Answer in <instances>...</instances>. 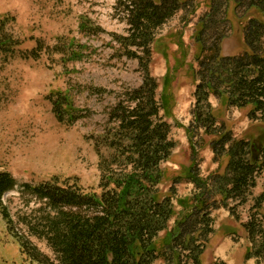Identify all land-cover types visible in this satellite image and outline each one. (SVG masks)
<instances>
[{
    "label": "trees",
    "instance_id": "trees-1",
    "mask_svg": "<svg viewBox=\"0 0 264 264\" xmlns=\"http://www.w3.org/2000/svg\"><path fill=\"white\" fill-rule=\"evenodd\" d=\"M230 2L237 18L252 10L262 21L248 18L242 29L245 50L223 56L221 42L231 28L227 18ZM187 3L119 1L127 30L125 36L113 38L124 56L138 62L142 81L137 88H125L118 95L107 111L103 133L95 140L98 193L57 179L34 185L22 183L18 192L41 203L35 214L18 219L26 228L27 234H23L14 230V221L2 201L4 194L18 187L17 182L10 172L0 171V214L31 262L201 264L200 257L213 233L211 211L222 208L239 221L238 209L251 199L248 219L241 223L249 243L245 258L264 264V189L252 195L257 179L264 173V146L259 148L249 140L235 138L217 120L209 101L213 96L228 107L249 108L248 119L264 123V0H209L208 13L198 20L194 37L198 69L194 72L192 120L186 128L191 165L182 177L172 180L176 184L184 179L194 191L178 199L180 210L176 212L174 187L170 186L168 195L160 190L164 181L161 165L170 158L175 143L165 121L171 115L172 101L166 89L170 79H164L158 96L157 80L149 72L151 45L156 31ZM14 22L9 14L0 17V55L6 58L21 52V42L7 29ZM82 28L90 32L85 25ZM41 45L36 42L29 53L31 58L38 57ZM45 98L59 124L73 126L89 114L75 108L66 93L50 92ZM199 133L213 137L209 148L214 162L226 158L222 173L200 175L194 155L202 146L194 142ZM172 219L174 226L168 230ZM161 233L164 235L158 239ZM31 237L44 242L52 257L41 251ZM212 264L226 263L220 260Z\"/></svg>",
    "mask_w": 264,
    "mask_h": 264
},
{
    "label": "rangeland",
    "instance_id": "rangeland-1",
    "mask_svg": "<svg viewBox=\"0 0 264 264\" xmlns=\"http://www.w3.org/2000/svg\"><path fill=\"white\" fill-rule=\"evenodd\" d=\"M119 1L122 0H0V17H14L15 22L8 24L7 29L21 42L20 53L7 58L0 55V171L10 172L18 185L4 194L2 201L14 221L15 231L27 234L18 219L32 216L41 206L18 192L22 183L34 185L57 179L59 183H77L84 190L99 192L95 140L103 133L107 111L118 95L125 88H137L142 81L138 62L124 56L113 38L125 36L127 30ZM208 7L209 0H188L156 31L151 45L149 72L157 80L158 96L164 79H170L166 89L172 101L171 115L165 121L170 125L169 136L175 148L161 165L164 181L160 190L168 195L170 186L174 187L176 212L180 210L178 199L187 198L194 191L193 185L184 179L176 184L172 180L182 177L191 165L186 128L192 120L194 72L198 69L194 37L197 22L208 13ZM250 17L262 21L252 10L237 18L230 2L227 18L231 28L221 42V55L232 56L245 50L242 29ZM37 41L42 43L41 50L37 58H31L29 53L36 48ZM50 92L68 94L75 108L89 114L73 126L59 124L45 98ZM209 101L217 120L235 138L249 140L259 148L264 146V123L250 121L249 108L228 107L213 96ZM212 139L200 133L194 138L202 145L194 154L202 177L222 173L226 164L225 157L220 162L213 161L209 148ZM263 189L264 173L257 179L252 195ZM251 204L250 199L238 209L239 221L222 208L211 211L213 233L200 257L201 264L220 260L226 264H256L255 260L245 258L249 244L241 226L248 219ZM173 226L172 219L168 230ZM31 240L52 257L44 242L32 237ZM0 264H36L21 252L1 214Z\"/></svg>",
    "mask_w": 264,
    "mask_h": 264
},
{
    "label": "crops",
    "instance_id": "crops-1",
    "mask_svg": "<svg viewBox=\"0 0 264 264\" xmlns=\"http://www.w3.org/2000/svg\"><path fill=\"white\" fill-rule=\"evenodd\" d=\"M250 260H253V259H250Z\"/></svg>",
    "mask_w": 264,
    "mask_h": 264
}]
</instances>
